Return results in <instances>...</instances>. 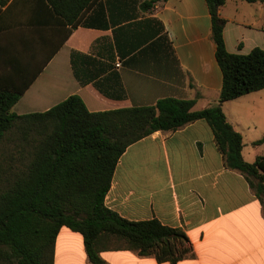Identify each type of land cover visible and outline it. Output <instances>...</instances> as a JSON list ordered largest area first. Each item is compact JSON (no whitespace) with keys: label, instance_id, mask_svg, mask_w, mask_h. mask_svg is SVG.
Wrapping results in <instances>:
<instances>
[{"label":"crops","instance_id":"obj_1","mask_svg":"<svg viewBox=\"0 0 264 264\" xmlns=\"http://www.w3.org/2000/svg\"><path fill=\"white\" fill-rule=\"evenodd\" d=\"M143 1L96 0L71 26L46 0H0V74L9 83L28 84L11 111H45L73 94L92 112L165 97L194 99L193 110L216 104L222 72L206 0H160L150 8ZM240 1L227 0L219 9L226 48L242 54L264 49V15L231 14ZM253 4L264 12V0ZM263 98L264 88L221 104L243 137L248 162L264 155L258 152L264 141L254 144L258 139L245 134L256 127L252 121L264 122ZM246 140L256 146L247 151L251 158ZM104 204L128 220L155 218L180 228L189 251L175 264H264L262 203L245 176L225 165L204 119L130 144ZM100 256L104 264H172L124 248L104 249ZM53 264H92L79 232L60 228Z\"/></svg>","mask_w":264,"mask_h":264},{"label":"trees","instance_id":"obj_2","mask_svg":"<svg viewBox=\"0 0 264 264\" xmlns=\"http://www.w3.org/2000/svg\"><path fill=\"white\" fill-rule=\"evenodd\" d=\"M46 1L58 20L76 26L96 0ZM157 1L145 0L142 6L150 8ZM226 1L206 0L222 87L218 102L201 110L192 109L194 99L165 97L151 105L92 112L73 94L45 111L18 115L11 108L28 84L9 83L0 74V145L13 144L0 149V264H53L55 239L63 226L82 235L92 264H104L100 251L109 248L175 264L189 251L180 228L155 218H123L105 206L104 197L130 144L198 119L210 125L225 165L245 176L264 211V155L244 160L243 137L221 106L264 88V49L256 46L246 54L227 50L226 21L219 14ZM263 141L264 136L254 144ZM113 239L119 244L110 245Z\"/></svg>","mask_w":264,"mask_h":264},{"label":"rangeland","instance_id":"obj_3","mask_svg":"<svg viewBox=\"0 0 264 264\" xmlns=\"http://www.w3.org/2000/svg\"><path fill=\"white\" fill-rule=\"evenodd\" d=\"M239 3H243L242 5H237L238 9L236 10L235 7H231L230 8V13H234V15H236L238 18H242V15H249V13H252V15H264V12H259L256 11L255 8L256 6L253 3H249L246 2L244 0H241ZM244 18V17H243ZM254 103H257L256 100L255 101H246L244 102V105H252ZM260 106L264 107V98L259 101ZM256 127H254L253 125L251 126V129L246 132V138H248L249 140H256V139H260L261 137L264 136V122L260 121V119L258 121H252ZM254 127V128H253ZM246 142V147H245V156L246 158H251L250 156H248L247 151H251L254 149L252 143H250L249 141H245ZM13 144L10 143L9 141H4L1 145H0V149H8L11 148ZM259 148L260 153H264V142L262 143V145ZM119 242H117L115 239L111 240L110 245L115 246L118 245Z\"/></svg>","mask_w":264,"mask_h":264},{"label":"built area","instance_id":"obj_4","mask_svg":"<svg viewBox=\"0 0 264 264\" xmlns=\"http://www.w3.org/2000/svg\"><path fill=\"white\" fill-rule=\"evenodd\" d=\"M116 65H117V66L120 65V62H117Z\"/></svg>","mask_w":264,"mask_h":264}]
</instances>
